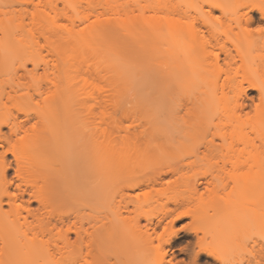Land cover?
Segmentation results:
<instances>
[{"label":"bare ground","instance_id":"6f19581e","mask_svg":"<svg viewBox=\"0 0 264 264\" xmlns=\"http://www.w3.org/2000/svg\"><path fill=\"white\" fill-rule=\"evenodd\" d=\"M138 5L143 14L150 12L157 19L154 39L160 58L170 52L172 56L175 53L177 59L178 33L185 25L197 23L186 42L192 57L189 69L176 77L169 72L168 66H164L162 71L156 72L154 79L158 84L178 78L205 79L208 90L198 97L192 111L197 115H209L211 119L222 116L226 121L223 128H204L173 137L166 127L168 111L159 104L151 141L140 149L134 166L148 165L156 155L160 162L156 159L158 162L153 169L156 170L159 164L161 170L154 172L152 169L151 174L144 175L134 173L123 189L137 192L168 183L167 176L180 173L197 161H208L209 166L192 176L187 198L171 199L173 206L165 205L160 213L142 211L141 204L150 199L147 195L141 198L139 192L119 200L114 198L110 205L103 204L96 213L67 211L66 190L67 182H70L67 168L71 158L67 141L71 133L77 132L84 141L77 155L80 174L85 179L101 183L109 171L121 176L126 166L131 165H127V160L123 162V151L116 149L111 155L104 117L92 113L94 106L81 101L83 109L79 120L70 110L73 103L69 101V95L74 85H80L82 91L100 86L92 80L91 69L69 63L70 59L81 57L79 47L62 53L64 63L54 65L55 71L52 77L47 76V82H43L45 73L38 75L37 63L30 69L25 66L11 90L0 92V264H264V31L251 29L255 24L264 23V0H139ZM110 9L115 16L97 19L99 24L95 25L90 40L105 45L117 34L112 31L116 24L135 25L134 14H125L126 17V11L122 14L123 8ZM120 14L126 18L121 19ZM163 14L170 17L164 19ZM215 21L225 25V37L216 31ZM129 28L125 27L133 38L139 36L136 31L130 33ZM30 35L34 37L32 31ZM69 40L77 41L73 37ZM90 52L101 56L100 69H115L114 79L127 77L129 68L117 69L115 59L111 62L106 50L99 53L91 45ZM209 64L217 66L218 72L206 77L202 72ZM45 69L50 70L48 64ZM28 77L37 81V89L32 94H18L20 87L25 85L22 80ZM248 90L257 91V102L248 97ZM12 91L24 100L19 109L23 117L3 114L4 98L13 99ZM230 92L234 93L232 103L226 102ZM211 94L216 95L215 102ZM36 96V106H26ZM44 99H48L46 106L40 102ZM32 120H35L33 124ZM4 127H7L6 131ZM95 138L96 145L93 143ZM176 145L187 149L192 161L184 163L172 155L170 151ZM9 153L14 161L8 158ZM12 168L18 180L15 187L13 180L6 181V173ZM214 171L216 175H213ZM209 176L222 177L224 188L230 184L245 187L233 201L248 207L254 218L248 223L224 218L228 224L223 228L228 233L247 227L258 228L247 258L223 257L215 246L203 243L204 238L199 235L202 230L198 227L179 228L166 235L176 221L192 215V210L178 211V208L190 202L204 183L208 188L214 182L204 180ZM6 205L9 209H5ZM14 213L16 217L10 219ZM111 214L115 220L109 223ZM123 223L131 225L132 233H126V237L122 236ZM184 230L187 237L197 239L194 243L187 240V244L177 247L178 253H175L173 247ZM155 240L162 242L155 244ZM188 251L189 260L178 259V255H187ZM132 254L138 255L136 261L130 259ZM204 256L207 260L201 262Z\"/></svg>","mask_w":264,"mask_h":264},{"label":"rangeland","instance_id":"374dc122","mask_svg":"<svg viewBox=\"0 0 264 264\" xmlns=\"http://www.w3.org/2000/svg\"><path fill=\"white\" fill-rule=\"evenodd\" d=\"M138 4L139 0H0V92L11 90V85L16 84V78L24 72V67L30 69L36 63L38 64V75L45 73L43 82H47V76L52 77L55 71L54 65L64 63L62 53L76 50L79 47L82 50L81 57L72 58L69 63L81 64L85 68L91 69L92 80L95 79L96 83L99 82L100 86L104 85V87L103 89L100 86L97 88L96 86L95 88L89 87L82 91L80 85H74L69 95V101L73 103L70 110L79 120L80 111L83 109L81 101L94 106L92 113L97 117L100 115L104 117L105 126H103L108 129L107 142L111 155L114 150L119 149L123 151L126 158H123V162L127 160V165H131L126 166L121 176L109 171L101 183L99 180L85 179L80 174V160L77 155L83 148L84 141L77 132L71 133L67 141L71 153L67 168L70 180L67 182L66 190L69 199L67 211L96 213L103 204L110 205L114 198L119 200L121 197L127 198L139 192L141 198L147 195L150 199L148 202H143L140 209L149 211V213H160L165 205L173 206L170 202L171 199L187 198L190 195L189 185L192 176L203 172L210 164L208 161H197L191 167L186 166L182 172L167 176L166 182L168 183L158 184L154 188H146L137 192L123 189L130 175L133 176L134 173L136 175L151 174L154 170L153 167L159 160L155 157L156 155L153 157V154L149 153L153 159L155 158L153 161L147 163L148 165L134 166L135 158L140 149L145 148L147 142L151 141V135L156 127V109L159 104H163L168 111L166 127L173 137L204 128L224 127L226 120L222 116H215L211 119L209 115H197L192 111L198 97L205 95L208 90L205 79L178 78L172 79L170 83L166 84H158L154 79L155 74L157 75L159 69L162 71L164 66H168L169 72L176 77L181 71L189 69V66L192 65V57L188 53L186 42L189 33L197 27V23L194 26L191 23L185 25L178 33L176 37L178 44L177 59L174 56L175 53L172 56L170 52L160 58L157 53L158 46L154 39V24L157 19L152 17L150 12L143 14L139 10ZM116 6L124 9L122 14L126 11L124 15L133 16L134 14L136 16L135 25L131 24L130 26L124 22L121 26L116 24L115 28L112 29V31L117 32L114 34L116 36H112V39H109L105 45L101 41L90 40L92 32L95 31V25L99 24L97 19L105 20L104 18L115 16L110 8L113 9ZM103 11L105 13L101 15L100 13ZM124 15H119L122 18L118 15L116 17L124 19L127 17ZM169 17L166 14L162 15L164 19ZM19 23H22V26H19ZM214 25L216 31L225 37V25L217 21L214 22ZM125 27H130L129 32H138L139 36L133 38V35L127 32L128 28L125 29ZM258 28H264V23L255 24L251 27L254 31H257ZM30 31L33 32L34 37H31ZM70 37L77 39V41L69 40ZM91 45L99 50V53L106 50L108 59L111 62L115 59L117 69L129 68L127 77L121 80L114 79L113 74L116 72L114 68L109 67L105 71L100 69L102 67L99 64L101 56L91 54ZM47 64L50 67L48 71L45 69ZM217 72L218 67L209 64L203 70L202 75L211 77ZM108 77L111 80L106 81L109 79ZM102 79H105V82ZM22 81L25 82V85L20 87L18 94L35 92L37 81H33L30 77L24 78ZM12 93L13 99L4 98L3 114H18L23 117L19 109L24 105V100L14 91ZM247 94L249 98L253 97L255 102L258 101L257 91L248 90ZM211 98L215 102L217 97L211 94ZM36 101H38V96L26 106L35 107ZM233 101L234 93L230 92L226 102L232 103ZM40 102L42 106H46L48 99ZM33 121L35 120L31 121L32 124ZM76 125H79V122ZM250 128L249 126L248 129ZM6 130L7 127H4V131ZM93 143L96 145V138ZM186 150L182 146L176 145L170 153L187 163L193 158L189 157L188 150ZM8 158L14 161L11 153L8 154ZM148 159L151 160L149 157ZM142 160L145 163L144 159ZM54 163L59 164L58 161H54ZM157 166L159 167V164ZM158 167L154 172L161 170L160 167L157 169ZM14 168L6 173V181L13 180L15 187L18 180L15 177ZM216 174L217 172L214 171L213 175ZM204 180H213L214 182L208 185V188L205 187L207 184L204 183L200 192L190 202L178 208V211L190 209L192 215L176 221L173 228L166 232V235L179 228H186L187 230L190 226L198 227L202 230L199 235L203 236V243L215 246L223 257H228V259L247 258L252 239H256L258 235V228L247 227L231 233H228L227 229L226 232L223 228L228 224L223 220L224 218H230L236 223H248L252 217L254 218V213L248 207L233 201L245 187L243 184L242 186L230 184L224 188V179L218 176H209ZM5 209H9V206L6 205ZM20 212L25 214L23 210ZM16 213L9 218H15ZM124 215L128 214L124 213ZM114 220L115 218L111 214L109 223ZM121 229L122 236H125L126 233H132L129 223H123ZM186 235L185 230L181 232V238L173 247L175 253H178L177 247L187 244V240L194 243L197 239L195 236L187 237ZM163 239L165 238L163 237ZM162 240H155V244L162 242ZM226 243L232 246L227 245V247L224 245ZM192 247L193 245L189 247L190 250ZM189 252L187 255H178V259L189 260ZM136 255L132 254L130 259L136 261L138 257ZM206 260L205 256L200 259L201 262Z\"/></svg>","mask_w":264,"mask_h":264},{"label":"snow or ice","instance_id":"6c2138e0","mask_svg":"<svg viewBox=\"0 0 264 264\" xmlns=\"http://www.w3.org/2000/svg\"><path fill=\"white\" fill-rule=\"evenodd\" d=\"M257 31H264V28H258Z\"/></svg>","mask_w":264,"mask_h":264}]
</instances>
